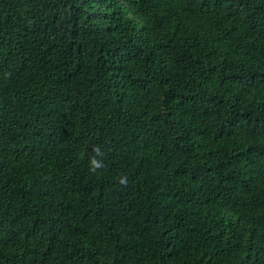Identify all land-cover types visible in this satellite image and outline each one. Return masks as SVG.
<instances>
[{
	"label": "trees",
	"instance_id": "1",
	"mask_svg": "<svg viewBox=\"0 0 264 264\" xmlns=\"http://www.w3.org/2000/svg\"><path fill=\"white\" fill-rule=\"evenodd\" d=\"M0 264H264V0H0Z\"/></svg>",
	"mask_w": 264,
	"mask_h": 264
},
{
	"label": "clouds",
	"instance_id": "2",
	"mask_svg": "<svg viewBox=\"0 0 264 264\" xmlns=\"http://www.w3.org/2000/svg\"><path fill=\"white\" fill-rule=\"evenodd\" d=\"M93 151L95 155L89 161V172L95 174L104 167L103 160H102L103 152L101 151L99 146H96L93 149ZM127 182H128L127 177L122 174L121 177L119 178L120 185L126 187Z\"/></svg>",
	"mask_w": 264,
	"mask_h": 264
}]
</instances>
